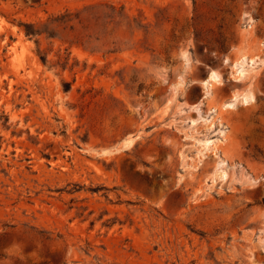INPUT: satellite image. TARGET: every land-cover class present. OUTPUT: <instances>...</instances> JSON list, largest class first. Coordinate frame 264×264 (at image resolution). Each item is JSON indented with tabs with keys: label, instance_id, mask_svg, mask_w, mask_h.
Instances as JSON below:
<instances>
[{
	"label": "rangeland",
	"instance_id": "374dc122",
	"mask_svg": "<svg viewBox=\"0 0 264 264\" xmlns=\"http://www.w3.org/2000/svg\"><path fill=\"white\" fill-rule=\"evenodd\" d=\"M0 264H264V0H0Z\"/></svg>",
	"mask_w": 264,
	"mask_h": 264
},
{
	"label": "bare ground",
	"instance_id": "6f19581e",
	"mask_svg": "<svg viewBox=\"0 0 264 264\" xmlns=\"http://www.w3.org/2000/svg\"><path fill=\"white\" fill-rule=\"evenodd\" d=\"M242 60H243V58H239V59H236V61L233 63V66L235 65V64H237V63H241L242 62ZM248 61V60H247ZM245 63V62H244ZM255 65V64H254ZM236 73V75L237 76H239L240 75V71H238V70H236L235 71ZM218 77L219 76H217V74H214L213 72H210L209 74H208V77H207V79H206V82H205V84H206V87L205 88H208V86H210L211 87V85H214V84H216V82L218 81ZM238 78V77H237ZM221 82V81H220ZM218 83V82H217ZM240 95V94H239ZM238 97V96H237ZM244 97V96H243ZM242 97V98H243ZM251 98L252 97H250V95H246L245 97H244V102H248V101H250L251 100ZM241 99V98H240ZM254 100V99H253ZM235 102V101H234ZM230 105V104H229ZM248 105V104H247ZM226 109V108H225ZM229 109V108H228ZM226 111V110H225ZM224 141V140H223ZM218 144V143H217ZM222 146V145H221ZM211 147V146H210ZM223 150V149H222ZM220 175V174H219Z\"/></svg>",
	"mask_w": 264,
	"mask_h": 264
},
{
	"label": "trees",
	"instance_id": "16d2710c",
	"mask_svg": "<svg viewBox=\"0 0 264 264\" xmlns=\"http://www.w3.org/2000/svg\"><path fill=\"white\" fill-rule=\"evenodd\" d=\"M28 26H29V27H28ZM28 28H31V29H28ZM24 32H25V35H26V36L33 35V34L38 35L37 33H35V32L32 30V25H24ZM41 61L44 62V59H43V60L41 59Z\"/></svg>",
	"mask_w": 264,
	"mask_h": 264
}]
</instances>
